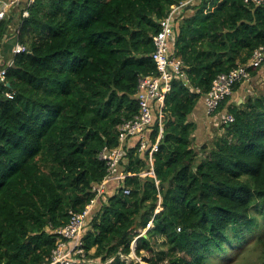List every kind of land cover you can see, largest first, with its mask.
<instances>
[{"label": "trees", "instance_id": "16d2710c", "mask_svg": "<svg viewBox=\"0 0 264 264\" xmlns=\"http://www.w3.org/2000/svg\"><path fill=\"white\" fill-rule=\"evenodd\" d=\"M183 1L29 4L13 40L27 50L0 81V264H52L54 231L94 199L81 237L91 264H206L252 240L264 264V90L249 94L250 80L237 81L206 114L221 130L209 142L191 120L213 80L264 45V0L184 7L169 51L189 83L173 79L161 110L152 106L155 177L140 176L148 154L133 137L117 169L126 177L93 190L108 174L99 153L118 146L117 127L137 113L138 78L157 75L159 22ZM9 25L0 21V44Z\"/></svg>", "mask_w": 264, "mask_h": 264}, {"label": "built area", "instance_id": "2783aa9c", "mask_svg": "<svg viewBox=\"0 0 264 264\" xmlns=\"http://www.w3.org/2000/svg\"><path fill=\"white\" fill-rule=\"evenodd\" d=\"M194 0H186L178 5H172L168 15L162 19L159 31L152 37L154 51L151 59L155 64L157 75L144 76L138 78L136 100L138 101L137 113L131 119L124 120L117 127L118 146L112 149L104 147L98 155V158L104 162L107 167L108 174L101 184L94 186L93 190L99 196L104 192V186L107 182L113 180H121L126 175L117 173L118 165L124 156V145L127 140L138 139L139 152H147L148 170L140 173V176L155 177L153 168V153L157 151V141L147 149L145 136L147 135L151 124L153 123L152 106L158 104L159 109L163 107L164 98L170 91V83L173 79L183 80L189 83L186 74L182 70L181 61L172 57L169 51V44L173 40V25L177 18L190 2ZM19 0H0V21L4 20L11 6L16 5ZM32 0H27L22 17H27V8ZM246 4L259 6L263 0H243ZM27 48L16 43L12 49V55L25 52ZM12 65V60L8 66ZM256 69L264 82V45L259 46L253 51L248 63L231 70L228 73L219 74L212 82L210 90L202 96V101L206 109V114H211L231 93L232 86L240 80L249 81L251 79L248 69ZM5 69L0 71V81L4 80ZM224 121H231L232 117L226 115ZM131 176V175H128ZM124 195L129 194L128 189L123 190ZM95 202V199L86 206L82 213L69 212V222L62 228L54 231L57 238L56 248L51 255L52 264H91L92 260L86 258L85 251L82 248L81 237L86 226L88 214ZM151 227V222L147 228ZM69 242V245L67 244Z\"/></svg>", "mask_w": 264, "mask_h": 264}, {"label": "crops", "instance_id": "0c3cea01", "mask_svg": "<svg viewBox=\"0 0 264 264\" xmlns=\"http://www.w3.org/2000/svg\"><path fill=\"white\" fill-rule=\"evenodd\" d=\"M2 1H8V0H2ZM27 4V0H19V2L16 5H13L10 7L8 14L6 16L5 19L9 20V29H8V33L5 35L4 39L2 40V43L0 44V46H5L7 49V51L11 52V59L12 60V49L14 47V45L16 43H13L14 39L13 37H11L12 35L14 36L16 33V30L18 28V24L20 22L21 19V14L23 12V10L25 9ZM15 32V33H14ZM11 39V40H10ZM12 44L11 49L9 50V44L10 42ZM4 50V49H3ZM7 52V53H9ZM9 61V62H10ZM252 83V84H251ZM264 87L263 83H262V78L257 77V76H252L250 79V84H249V88H248V92L249 94H254L256 92H262L261 88ZM264 92V91H263ZM242 97L236 96L235 101L237 102V104H240L242 102ZM196 111H194V113L192 114V118L191 120L196 124L197 130L195 131L194 137H198L201 136V134H207L208 130V124L210 123L211 119H208L209 117H207L205 110H204V104L202 99L198 102L197 107L195 109ZM217 121H219V119H216V123H214L215 125H218ZM203 138V137H201Z\"/></svg>", "mask_w": 264, "mask_h": 264}, {"label": "rangeland", "instance_id": "374dc122", "mask_svg": "<svg viewBox=\"0 0 264 264\" xmlns=\"http://www.w3.org/2000/svg\"><path fill=\"white\" fill-rule=\"evenodd\" d=\"M11 37H13V39L15 38L13 35ZM6 49L7 48L5 46L4 47L0 46V71L8 65V63L11 59V53H7L9 51H7ZM261 90L263 91L264 87H262ZM219 125L220 124L215 125L214 121H211V123L209 125L210 130L208 133L209 134L208 140H206L205 143L209 142L210 140H212L213 137H215L221 133L220 127H218ZM195 147H196V149H198V146H195ZM158 210H160V209H157L156 211H158ZM252 241H251V243H249L250 242L249 241L247 244L245 243V244L237 245L236 247H234L233 249L228 251L225 254L224 258L215 259L213 261L207 260L206 264H259L260 263V261H259L260 252L257 249V247H255V243ZM134 245H135V243H134ZM132 246L133 245H131V247ZM126 259H127V261H129L131 259H135V256H134V254H131ZM137 261H139V260H137Z\"/></svg>", "mask_w": 264, "mask_h": 264}, {"label": "water", "instance_id": "95a60500", "mask_svg": "<svg viewBox=\"0 0 264 264\" xmlns=\"http://www.w3.org/2000/svg\"><path fill=\"white\" fill-rule=\"evenodd\" d=\"M133 246L131 247L132 248V250H134V243L132 244ZM140 262V264H145V263H143L142 261H139Z\"/></svg>", "mask_w": 264, "mask_h": 264}, {"label": "clouds", "instance_id": "9594fccd", "mask_svg": "<svg viewBox=\"0 0 264 264\" xmlns=\"http://www.w3.org/2000/svg\"><path fill=\"white\" fill-rule=\"evenodd\" d=\"M21 16H22V14H21Z\"/></svg>", "mask_w": 264, "mask_h": 264}]
</instances>
